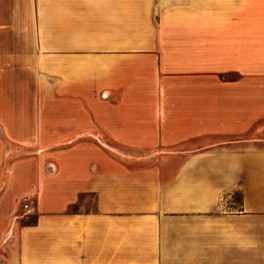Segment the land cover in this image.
I'll return each instance as SVG.
<instances>
[{
	"label": "crops",
	"instance_id": "0c3cea01",
	"mask_svg": "<svg viewBox=\"0 0 264 264\" xmlns=\"http://www.w3.org/2000/svg\"><path fill=\"white\" fill-rule=\"evenodd\" d=\"M0 264H264V0H0Z\"/></svg>",
	"mask_w": 264,
	"mask_h": 264
},
{
	"label": "rangeland",
	"instance_id": "374dc122",
	"mask_svg": "<svg viewBox=\"0 0 264 264\" xmlns=\"http://www.w3.org/2000/svg\"><path fill=\"white\" fill-rule=\"evenodd\" d=\"M73 139H75V138H68V139H66V140H68V141H72ZM57 146H58V144H57ZM54 147H56L55 145H53L52 147H49L48 149H46L45 151H50L51 149H54ZM25 195H31V194H29V193H27V194H23L20 198H19V202H18V211L19 212H23V203H22V200H23V197L25 196ZM240 199V193L239 192H237V191H235V192H233L232 194H231V197L228 199V202H230V203H227V207H230L231 205H232V203L233 202H235V201H238ZM232 202V203H231ZM89 204L90 205H88L87 207H90L91 205H93V203H92V198L90 199V201H89ZM233 205L234 206H236L237 204L236 203H233ZM73 208H78V204H76V205H74V206H72ZM35 217H34V215H33V217H31L30 218V220H33ZM27 220V219H26ZM29 220V219H28Z\"/></svg>",
	"mask_w": 264,
	"mask_h": 264
},
{
	"label": "built area",
	"instance_id": "2783aa9c",
	"mask_svg": "<svg viewBox=\"0 0 264 264\" xmlns=\"http://www.w3.org/2000/svg\"><path fill=\"white\" fill-rule=\"evenodd\" d=\"M104 95H107V93H103ZM22 207L24 208V212H29L30 210L33 209V197L32 195H25L22 200Z\"/></svg>",
	"mask_w": 264,
	"mask_h": 264
},
{
	"label": "trees",
	"instance_id": "16d2710c",
	"mask_svg": "<svg viewBox=\"0 0 264 264\" xmlns=\"http://www.w3.org/2000/svg\"><path fill=\"white\" fill-rule=\"evenodd\" d=\"M74 206V205H73ZM73 208V207H72ZM74 209H76V208H74Z\"/></svg>",
	"mask_w": 264,
	"mask_h": 264
}]
</instances>
